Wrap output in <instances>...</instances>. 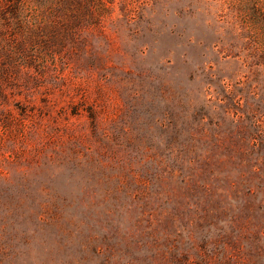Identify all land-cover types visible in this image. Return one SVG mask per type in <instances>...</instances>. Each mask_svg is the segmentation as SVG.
Returning a JSON list of instances; mask_svg holds the SVG:
<instances>
[{
  "label": "rangeland",
  "instance_id": "obj_1",
  "mask_svg": "<svg viewBox=\"0 0 264 264\" xmlns=\"http://www.w3.org/2000/svg\"><path fill=\"white\" fill-rule=\"evenodd\" d=\"M111 1L1 83L0 264H264V0Z\"/></svg>",
  "mask_w": 264,
  "mask_h": 264
},
{
  "label": "trees",
  "instance_id": "obj_2",
  "mask_svg": "<svg viewBox=\"0 0 264 264\" xmlns=\"http://www.w3.org/2000/svg\"><path fill=\"white\" fill-rule=\"evenodd\" d=\"M111 0H0V98L2 82L38 60L77 51L83 32L101 26ZM99 27V28H100Z\"/></svg>",
  "mask_w": 264,
  "mask_h": 264
}]
</instances>
